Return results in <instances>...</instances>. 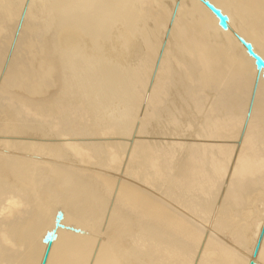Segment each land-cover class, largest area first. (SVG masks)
<instances>
[{"label":"bare ground","instance_id":"6f19581e","mask_svg":"<svg viewBox=\"0 0 264 264\" xmlns=\"http://www.w3.org/2000/svg\"><path fill=\"white\" fill-rule=\"evenodd\" d=\"M169 1L21 0L11 13L25 25L9 42L0 17V133L17 138L0 139L2 246L40 252L55 229L51 264H248L264 222V78L235 33L264 0H211L228 29L200 0ZM223 126L240 131L228 145ZM167 130L159 146L146 137ZM85 151L102 168L80 162ZM48 152L47 169L25 161ZM146 174L166 176L163 194ZM8 249L7 264H29ZM253 257L264 264V231Z\"/></svg>","mask_w":264,"mask_h":264},{"label":"rangeland","instance_id":"374dc122","mask_svg":"<svg viewBox=\"0 0 264 264\" xmlns=\"http://www.w3.org/2000/svg\"><path fill=\"white\" fill-rule=\"evenodd\" d=\"M20 1L21 0H0V17L3 16V15H5V16L8 15V16H10V19H12V21L10 22V25H11V28L12 29L11 30H7L6 29V31L9 34V35L6 34V36H5L7 42H9V41H11L13 39V36H11V34L13 32V28L16 29L17 31H20L22 29V27H24V25H25L24 22H23L24 21L23 18H16L15 19L14 18L15 15L13 13H11L13 7H15L16 5H18ZM140 1H143V0H140ZM148 1H150L151 4L156 7V6H160V5L165 6V1H169V0H148ZM237 4L239 6V5H241V2H237ZM196 8L197 9H192L191 10V14L194 15V16H196V17H203V15L206 13L205 12V9L202 8L200 5L196 6ZM167 12H168L169 17H170V20L168 22V25H170V26L174 25V26L178 27V22L180 21L179 20L180 19V15H178L177 13L172 12L171 10H168V9H167ZM248 13H249L248 16H247L248 21L246 22V24H244V22L242 21V25L237 29L238 30L237 32L240 35H242L243 37H245L247 40L251 38V42H254L253 45L254 44H258V43L264 45V38H262V36H264V16L259 15V13H257V12H248ZM240 14L244 15L243 14V11L241 9H240ZM143 15H145V14H143ZM148 17H150V19L144 17L145 19H148L146 21L147 24L149 23V20L152 19L150 12L148 14ZM151 21H153V20H151ZM141 23H143V22H141ZM147 24H145L146 29H147V26L150 23L148 25ZM153 24L154 23L152 22L148 26V28H154V27H152ZM145 27H144V29H145ZM186 27L184 26V28H186ZM196 27H197V25H193V26H191V29H195ZM2 31H4V29ZM153 34H154L153 36H155L156 32L153 33ZM224 34H227V32L224 33ZM188 43L189 44H192V45L194 44L191 41H188ZM238 43H239V46L245 47L244 45H242V43L240 42V40L238 41ZM254 48H255L256 51L258 50L257 49L258 46H255L254 45ZM132 57L133 56H131L129 54L128 58L133 59V65H135V62H138L137 61L138 59H136V61H135V58H137V57H133V58ZM131 64H132V62L130 63V65ZM133 65H131V66H133ZM162 66H163V62L162 61L154 60V61H152L150 67L148 68V73L149 74H153V73H155V69L157 67H162ZM63 77H64V82H65L66 88L67 89H71L72 88V86H71L72 83L68 79H66L65 73L63 74ZM231 119H233V117L231 118V116H228L226 123H228ZM154 122H156V120H154L151 123L152 125L150 126V129H151V131H153L154 126H156V127L158 126L157 127V130L159 132V126H161V125L158 124V122H156V123H154ZM153 124H154V126H153ZM168 126H170V125H168ZM165 127H167V126H165ZM165 127H164V129L166 130L167 128H165ZM213 127H216V128L214 129V132H211V133L216 136V133L219 130V126H217V124H215ZM154 130L156 131V129H154ZM169 131L170 130H167V132L169 134L168 133H165V135H164L163 133L161 134V132H160L159 135L157 133H156V135H153L154 133H151V134L146 135V137L148 139H150L153 144H156L157 143V146H159L158 143L160 141L165 142V141H168L169 139H172V137H175L174 135L173 136H170V132ZM3 134L4 133H0V139L2 138L1 135L3 136V138L1 140L5 139V138H8V139H10V138H13V139L16 138L14 136H11V135L10 136H8V135L6 136V134H4L6 136L5 137ZM238 134H240V131L238 129H233L231 127L226 128L225 126H223L222 127V130H221V137H222L223 143L225 145H228L231 142L232 139L233 140H236V138L238 137ZM166 136H168V137H166ZM178 138L180 139V142L183 143L184 146L186 147L187 146L186 142L188 141L187 138L184 135H182V136H180ZM1 146H3V144H1ZM190 151H191V149L188 147V149L186 151V154H188V152H190ZM84 153L85 154L83 156H81V155L79 156L78 155V159H79L80 162H83V164L84 165H87V166H93V167H96V168H102L101 165L96 160H94V158H91L90 157L91 153H87V151H85ZM51 156L52 155L50 154V152H48V153H45V155H43L42 158H38V156L35 157L36 159L33 158V157H29L25 161L26 162L27 161H35V163L38 164V166L40 168L47 169L49 167V165L51 164V159H56V157L53 158ZM165 161H166V158H165ZM179 164H181V162ZM87 166H80V168H83V169H86V170H90V168H88ZM143 179H144V181L146 180L150 184H152L153 188L155 190H157L158 193L163 194V192L165 191V188L167 187V180H166L167 178H166V176H164V178L163 177L160 178V177H155V176L147 175L146 174L143 177ZM110 202L112 203V201H110ZM258 204H259V207L257 206ZM255 205L257 206V208L255 206L256 210L258 208H260V203L259 202H255ZM252 207H253V209L255 211L254 205L251 206V209H252ZM255 213H256V211H255ZM2 217H4V216L2 214H0V225L1 226H2V222H3V220L1 219ZM263 218H264V216H263ZM263 223L264 222H262V221H256L254 228L253 227H252L253 229L251 228L253 230V232H249L250 234L252 233L251 234L252 237H256L255 238L256 241L260 237V235H259L260 234V231H258V233H257V230H256L257 229V226L259 225V227H262L263 226ZM207 224L209 226V223H207ZM260 224H261V226H260ZM236 225H238V223ZM203 226H204V229H206V231L208 232L207 227H205L206 226V223L203 224ZM233 228H235V227L234 226L230 227L229 228V230L231 229L230 232L228 230L227 233H223L221 235V238L223 237L224 239L222 238V240H221V238H218L221 243H225V244H228L229 243V241L231 240L229 233L232 234ZM249 229L250 228H248V230ZM251 229H250V231H252ZM0 236H2V238H3V236L4 237L6 236V233L3 230L2 231L0 230ZM218 237H220V236H218ZM137 238H139V237H137ZM19 240L22 241V239H19ZM54 240H55V238L53 239V241L51 243L46 264H51L54 261L53 257L51 258V254H50L51 253V249H52L53 244H54ZM65 240H66V238H65ZM226 240H229V241H226ZM2 245L3 244L1 242V237H0V264H7L8 262H11L10 259H12V257H10V254H7L8 253L7 252V249L8 248H5ZM47 247H48V244L46 242H44L43 243L42 250L40 252L39 251H36V248L37 247H35V245H32V248L26 249V251H24V249L26 247H24L23 242H14V247L12 249L9 248L8 250H20L21 252H24L25 254H27V256H28L27 257L28 258L27 260H28L29 264H41L42 263V260H43V257L45 255V252H46ZM31 249H35V253L33 251L30 252ZM244 251H245V249H244ZM250 254H251V256L249 255V256L246 257L247 260H248V264H249L250 260L254 259V257H253L254 256V250L253 249L251 250ZM249 257H252V259L249 258ZM150 262H152L154 264H160L161 263L159 260H157V258L154 255H150Z\"/></svg>","mask_w":264,"mask_h":264},{"label":"water","instance_id":"95a60500","mask_svg":"<svg viewBox=\"0 0 264 264\" xmlns=\"http://www.w3.org/2000/svg\"><path fill=\"white\" fill-rule=\"evenodd\" d=\"M200 1H202L216 15V17L218 18V24L222 28H224V29L229 28V16L227 13H225L220 7H218L216 4H214L211 0H200ZM235 35L240 40V42L245 46L248 54L251 55L255 59L256 68L259 71V73L262 72V76L264 78V57L255 50L254 45L251 41H248L245 37H243L242 35H240L237 32L235 33ZM62 218H63V213L61 211H58V213L56 215V226L57 227L62 226V224H61ZM263 231H264V228H263ZM263 231H262L261 236L258 240V243L254 249V254L258 253L261 237L263 235ZM55 235H56L55 229H53L51 231H48L44 236V242H46L48 244V247L46 249V252H45V255L43 257L41 264H46L48 253L50 250V246H51V243H52ZM249 264H257V263L255 262L254 259H252V260H250Z\"/></svg>","mask_w":264,"mask_h":264}]
</instances>
